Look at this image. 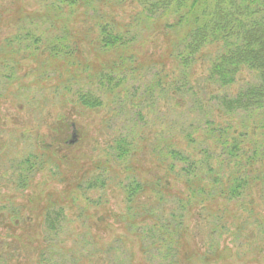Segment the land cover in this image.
<instances>
[{
  "label": "rangeland",
  "instance_id": "rangeland-1",
  "mask_svg": "<svg viewBox=\"0 0 264 264\" xmlns=\"http://www.w3.org/2000/svg\"><path fill=\"white\" fill-rule=\"evenodd\" d=\"M38 3L0 0V46L15 35L22 15L40 11ZM113 4L101 5L97 15L80 10L68 21L78 43V62L86 63L89 70L82 71L80 66L67 71L60 62L47 66L41 63L42 56L34 61L21 54L15 56V81L6 89L0 83V264H166L174 259L178 264H264V204L258 190H253V200L246 199L251 204L223 199L187 203L180 173L177 177L176 172L166 174L168 147L199 153L197 149L205 146L200 141L206 119L219 125L226 121L208 99L214 91L206 79L209 54L215 47L204 49L206 54L190 73V86L176 95L171 83L178 76V66L170 56V35L161 27L144 33L133 49L139 63L151 65L144 70L138 95L133 88L129 96L144 97L145 85L155 88L156 94L141 101V120H134L136 116L129 111L132 102L124 100V95H105L103 106L97 109L79 104L77 93L89 86L87 75L113 58L96 48L97 24L113 20L124 27L140 10L129 3ZM253 75L245 70L232 87L221 90L236 92ZM187 132L195 133L197 148L188 143ZM126 133L133 137L134 149L127 161H115V140ZM30 154L41 168L21 188L15 171L18 162ZM129 167L133 176L153 182L152 187L156 185L160 192L147 188L141 196L134 216L137 229L133 230L128 227L131 217L125 215L120 186ZM105 173L104 188L78 187ZM163 176L166 183L160 181ZM52 205L65 214L55 242L45 225V214ZM182 206L177 213L181 222L174 246L177 253L146 252L145 238L153 233L138 227L165 224L172 211Z\"/></svg>",
  "mask_w": 264,
  "mask_h": 264
},
{
  "label": "trees",
  "instance_id": "trees-1",
  "mask_svg": "<svg viewBox=\"0 0 264 264\" xmlns=\"http://www.w3.org/2000/svg\"><path fill=\"white\" fill-rule=\"evenodd\" d=\"M113 3L137 5L140 10L124 27L113 20L97 24L96 48L101 54H112L113 58L103 68L87 75L89 86L79 89V104L97 109L103 106L105 95L111 93L114 98L124 95V100L132 102L133 109L129 111L136 116L134 120H141V101H149L156 94L155 88L145 85L144 97L135 99L134 95L129 96L133 88L138 95L139 83L146 77L144 70L151 65L139 63L138 53L133 49L144 33L149 34L161 27V31L170 35V56L178 66V76L171 83L176 95L190 86V73L206 54L204 49L215 47V52L209 54L206 79L214 91L209 92L208 99L214 101V108L226 121L219 125L210 118L206 119L200 141L205 146L197 149L199 153L168 147L164 155L165 161L170 157L166 174L176 172L177 177L180 173L187 203L223 199L251 204V200L246 199H251L253 190H258L264 204V0H39L40 11L22 15L15 35L0 46V56L4 57L0 62V83L4 89L17 78L15 56L21 54L34 61L42 56L41 63L47 66L60 62L67 71L80 69V66H83L82 71L89 70L86 63L78 62V43L68 21L80 10L97 15L101 5ZM245 70L254 73L252 80L240 85L236 92L221 90L232 87ZM182 98L183 95L177 103ZM186 137L188 143L197 148L195 133L187 132ZM134 143L130 134H121L115 140V161H127ZM40 168L41 163L33 154L19 161L15 171L18 186L26 188ZM128 172L120 186L126 202L125 215L131 217L128 227L133 230L137 229L134 216L141 204V196L147 188L155 194L160 192L156 185L152 187L153 182L133 176L130 167ZM103 175L89 178L78 187L102 189L107 179V174ZM162 180L167 182L164 176L160 177ZM178 203H184V200L178 199ZM52 206L45 214V225L50 239L55 242L61 233L65 214L61 207ZM183 207L174 209L165 224L138 227V230L153 233L145 238L148 240L144 245L146 252L153 249L156 254H171V250L177 253L174 246L180 238L181 227L177 213ZM217 230L218 227L213 232ZM164 262L178 264L175 259Z\"/></svg>",
  "mask_w": 264,
  "mask_h": 264
}]
</instances>
